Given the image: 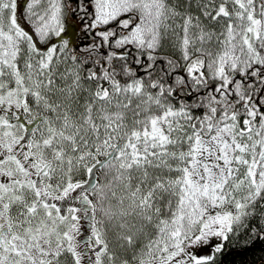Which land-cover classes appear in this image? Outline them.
<instances>
[{
    "label": "snow or ice",
    "instance_id": "1",
    "mask_svg": "<svg viewBox=\"0 0 264 264\" xmlns=\"http://www.w3.org/2000/svg\"><path fill=\"white\" fill-rule=\"evenodd\" d=\"M257 242L264 0H0V264H225Z\"/></svg>",
    "mask_w": 264,
    "mask_h": 264
},
{
    "label": "trees",
    "instance_id": "2",
    "mask_svg": "<svg viewBox=\"0 0 264 264\" xmlns=\"http://www.w3.org/2000/svg\"><path fill=\"white\" fill-rule=\"evenodd\" d=\"M73 29L74 34L71 36V39L75 41L76 45H82L89 42L90 37L83 35L80 29L77 27L78 21L76 18H73ZM264 243L257 242V244L248 249L247 251L243 250H234L233 253L225 258V264H229V261L232 264H260V260L264 258Z\"/></svg>",
    "mask_w": 264,
    "mask_h": 264
},
{
    "label": "flooded vegetation",
    "instance_id": "3",
    "mask_svg": "<svg viewBox=\"0 0 264 264\" xmlns=\"http://www.w3.org/2000/svg\"><path fill=\"white\" fill-rule=\"evenodd\" d=\"M20 3L23 4L24 3V0H20Z\"/></svg>",
    "mask_w": 264,
    "mask_h": 264
}]
</instances>
